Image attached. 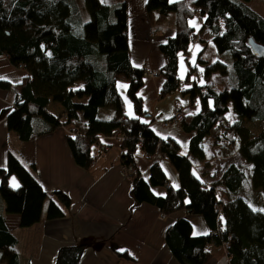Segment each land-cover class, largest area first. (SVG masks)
Returning <instances> with one entry per match:
<instances>
[{
	"label": "trees",
	"instance_id": "trees-1",
	"mask_svg": "<svg viewBox=\"0 0 264 264\" xmlns=\"http://www.w3.org/2000/svg\"><path fill=\"white\" fill-rule=\"evenodd\" d=\"M247 1L145 0L152 23L164 21L174 12L173 34L159 44L166 60L159 71L164 78L159 97L180 90L195 70L200 71L188 61L185 79L181 81L178 75L180 54L187 58L194 36L200 39L190 20L199 16L200 30L209 32L201 39L204 45L197 55L203 64L200 75L206 81L198 82L194 77L193 84L183 89L191 100L200 97L198 111L185 113L180 123L182 130L194 133L184 153L175 139L159 136L150 121L143 119L146 110L139 90L145 69L131 61L126 0L113 4L84 0L88 20H84L78 0H0V54L26 70L13 107L4 110L9 129L26 141L37 122L43 125L39 132L57 126L72 128L73 134L66 132L67 141L75 161L85 168L96 158L94 144L103 146L104 137L123 133L121 161L133 166L131 194L135 203L157 205L166 214L180 210L199 214L209 227V233L194 235L185 216L176 217L168 226L166 243L181 264H208L213 258L208 245L222 246L225 241L229 242L228 264H264V209L254 207L249 202L252 196L242 193L251 179L253 187L264 195V126L250 134L243 125L245 118L264 121V55L255 54L248 41L251 37L264 46V16ZM208 46L216 53L211 59L202 57ZM214 73L222 75L225 88L218 89L210 82ZM119 79L128 81L127 96L135 115L125 111L117 87ZM0 85L10 86L1 79ZM51 100L63 108L58 116L47 110ZM229 104L234 119L228 115ZM106 106L113 112L102 118L99 111ZM138 146L148 156L159 150L177 170L180 186L169 185L164 196L155 195L151 185H166V175L154 162L150 183L141 176L134 161ZM224 147L237 149L249 171L230 162L218 176H211L212 159ZM197 163L201 164L200 175L192 169ZM12 174L19 179L17 187L8 183ZM0 176L6 212L18 213L22 227L40 221L47 193L33 172L10 152L8 166L0 169ZM54 194L60 203L50 200L48 219L63 216V206L70 202L62 190L56 189ZM215 203L220 205V213ZM17 243L0 213L3 264H20ZM84 246L61 247L56 264H77ZM119 254L127 255L124 251Z\"/></svg>",
	"mask_w": 264,
	"mask_h": 264
},
{
	"label": "crops",
	"instance_id": "crops-1",
	"mask_svg": "<svg viewBox=\"0 0 264 264\" xmlns=\"http://www.w3.org/2000/svg\"><path fill=\"white\" fill-rule=\"evenodd\" d=\"M104 1L108 4L117 2ZM126 2L131 61L145 69L143 85L139 90L143 108L146 110L143 119L150 121L151 127L159 136L175 139L180 144L181 151L185 153L194 133L182 130L178 123L165 126L164 122L173 114L171 111L164 113V110H160V100L158 101L164 82L159 71L166 63L159 44L173 34L174 28L168 27L162 34H156L152 30L153 23L145 8V0ZM199 33V40L204 39V33L209 35L207 29L200 30ZM24 74L25 68L13 65L6 55L0 54V79L9 82L10 85L9 87L0 85V169L8 166L9 153L13 152L33 172L47 193L43 204V218L28 227L20 225L18 213L6 212L5 202L0 194V213L4 214L7 229L18 239L20 264H56L59 249L76 244H85L77 264H181L166 243V230L176 217L185 216L192 223L194 235L207 234L209 227L203 217L188 214L185 210L162 217V211L157 205L148 202L135 203L131 194V177L122 172V137L118 135L104 137L103 146L99 144L92 146V153L96 158L88 168L80 166L75 161L63 126L39 132L43 125L37 122L31 137L21 141L17 133L9 129L4 110L13 107L18 83ZM190 86L185 82L180 91L183 93V89ZM117 87L124 98L126 113L135 115L133 103V109L130 110L131 100L126 95L127 87L120 84L118 86V81ZM176 92L177 90L170 94L174 95ZM152 100L153 106L146 107V103ZM199 101L200 97L196 96L194 100L190 98L189 103H183V99H177L176 96L174 105L182 104L184 113H189L198 111ZM53 103L63 108L58 102L51 100L48 103V112L57 116L58 114L51 109ZM161 112L162 116L157 117ZM237 153V149L224 147L221 152L223 155H217L215 158H231ZM134 161L141 176L148 183L151 166L156 162L163 169L170 186L174 188L180 186L177 170L159 150L153 156H148L141 146H138ZM229 163L224 164L218 172L212 165L210 171L218 176ZM8 183L12 187H17L19 179L12 174L8 177ZM167 187L151 185V190L155 195L164 196ZM56 189L65 192L70 202L68 206H63V216L48 219L45 216L50 200L60 203L54 194ZM249 202L253 205L251 199ZM195 227L199 228L197 233H194ZM208 248L213 253V258L208 264H228L229 258L223 254L222 246L212 243ZM123 251L127 255L119 254ZM0 264H3L1 251Z\"/></svg>",
	"mask_w": 264,
	"mask_h": 264
},
{
	"label": "rangeland",
	"instance_id": "rangeland-1",
	"mask_svg": "<svg viewBox=\"0 0 264 264\" xmlns=\"http://www.w3.org/2000/svg\"><path fill=\"white\" fill-rule=\"evenodd\" d=\"M118 1V0H117ZM79 5L81 6V9L83 11V17L84 20H88L89 19V13L87 11V9L85 8V3L84 0H78ZM250 7H252L253 9H255L256 11H258L262 16H264V0H249L246 2ZM191 24L195 27V29L197 30V32H200V27L202 25V19H200L199 16H195L190 20ZM171 27L174 28V12H170L168 18L164 21H156L153 23V32H155L156 34H162V32H165L166 28ZM208 37V34L204 33V38ZM197 44V47H195ZM204 43L201 40H194L191 44V51L189 52V54L187 55V58L185 57L184 54H180L179 56V68H178V75L181 79H185L187 72H188V61H190L192 64H196L199 68L200 71L203 70V64L201 63L200 60H198L197 55H198V51L201 49V47H203ZM215 50L212 46H208L206 51L204 52L203 56L206 59H211L215 56ZM200 71L197 73H192L191 74V80L189 82H187L188 85H192L194 82V77H196L198 82H205L206 79L205 77L200 75ZM200 76V77H199ZM211 83H213L218 89H223L226 86V82L224 80V78L222 77V75H220L219 73H214L211 80ZM119 84L121 86H126L128 85V81L126 79H119L118 80V86ZM124 90V88H123ZM127 95V94H126ZM183 99V103H189L190 101V97L189 94H185L183 95L182 91L177 90V92L172 95L170 93L166 94L164 97H160L158 99V101L160 100V105L159 108L160 110H164V113L171 111L172 114L174 112L175 106L174 102L175 99ZM127 98V102H128V97ZM130 102V110H132V102ZM154 103V100L147 102L146 103V107H152ZM174 106V107H173ZM230 106V110H229V117L231 118H236L233 110H232V106L231 104H229ZM51 109H53L58 115L62 113L61 108L57 107L56 103L51 104ZM150 109V108H149ZM61 110V111H60ZM152 110V109H151ZM113 112V108H111L110 106H106V107H102L99 111V116L102 118H108ZM149 113V112H147ZM163 114V112L159 113L157 117H161ZM57 115V116H58ZM82 121V120H81ZM181 122H179L178 124H180ZM83 124V121L80 122V125ZM243 125L250 131V134H256L257 132H259L262 127L264 126V121L263 120H249L247 118L243 119ZM65 131L68 133H70L73 129L70 127H64ZM116 135L122 137V135H119L118 133H116ZM224 150V148L221 150V152ZM183 152V151H182ZM221 152L219 153V155H223L221 154ZM235 162L237 164H241L242 166H244L248 171L249 168L246 166L245 163V159L240 155V153H237L235 156L231 157V158H215L212 162V164L214 165V168L218 169L217 172L219 171V169H222L224 164H227L229 162ZM199 167V166H198ZM201 168V166H200ZM212 171V169H211ZM210 171V175L212 176V173ZM132 174V173H131ZM131 174L129 175L131 177ZM242 193L244 194H249L252 197L250 198L253 201V205L255 207L258 208H263L264 209V195L261 191L260 188H254L251 182V179H249L248 181H246L245 183V187L242 189ZM222 194L224 196H226V194L222 191ZM196 216H200L197 215ZM200 218H202L200 216ZM199 228L195 227L194 233H197ZM222 251L223 254L227 256L225 249L222 246ZM228 257V256H227Z\"/></svg>",
	"mask_w": 264,
	"mask_h": 264
},
{
	"label": "built area",
	"instance_id": "built-area-1",
	"mask_svg": "<svg viewBox=\"0 0 264 264\" xmlns=\"http://www.w3.org/2000/svg\"><path fill=\"white\" fill-rule=\"evenodd\" d=\"M198 39V37L194 36V40L196 41ZM195 73H197V71L195 70ZM184 117V106L180 103H176V106H175V109H174V112H173V115L171 116V118H169L168 120H166L164 122V125L165 126H168L170 125L171 123H179L182 121ZM70 133H74V131H71ZM119 135H123V133H121L120 131L117 132ZM199 166V167H198ZM200 164H195L192 166V169L195 173H197L198 175H200ZM122 172L125 174V175H130L132 172H133V166L130 164V165H125V164H122ZM167 186H169L170 184L167 182L166 183ZM215 207H216V210L217 212L220 213V205L218 203H215ZM162 217H166V213L162 211L161 213ZM223 248L226 249L229 247V242L228 241H225L224 244L222 245Z\"/></svg>",
	"mask_w": 264,
	"mask_h": 264
},
{
	"label": "water",
	"instance_id": "water-1",
	"mask_svg": "<svg viewBox=\"0 0 264 264\" xmlns=\"http://www.w3.org/2000/svg\"><path fill=\"white\" fill-rule=\"evenodd\" d=\"M249 45L251 46L253 52L257 55H264V46L255 42L251 37L249 38Z\"/></svg>",
	"mask_w": 264,
	"mask_h": 264
}]
</instances>
